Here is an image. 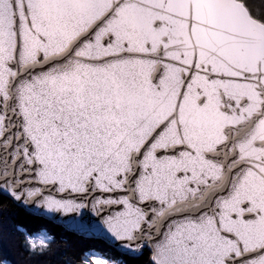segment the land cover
Instances as JSON below:
<instances>
[{"label":"snow or ice","instance_id":"1","mask_svg":"<svg viewBox=\"0 0 264 264\" xmlns=\"http://www.w3.org/2000/svg\"><path fill=\"white\" fill-rule=\"evenodd\" d=\"M17 236L36 261L106 249L49 264H264V9L0 0V243Z\"/></svg>","mask_w":264,"mask_h":264},{"label":"trees","instance_id":"2","mask_svg":"<svg viewBox=\"0 0 264 264\" xmlns=\"http://www.w3.org/2000/svg\"><path fill=\"white\" fill-rule=\"evenodd\" d=\"M255 4L258 8L264 9V4L261 3V0H255ZM4 211L6 215H11L18 222L27 224L29 227L33 226L22 213L16 214L12 209H5ZM55 231L57 232V238L60 239L59 230L56 229ZM21 240L22 237L17 236L13 240L6 239L0 243V258L8 259L12 264H49V261L58 262L63 255H78L82 249L90 246L106 250L104 245L99 242L83 241L69 237L67 247L62 248L58 256L42 257L39 258V261H36L29 259L27 254L23 252V249L20 247Z\"/></svg>","mask_w":264,"mask_h":264}]
</instances>
